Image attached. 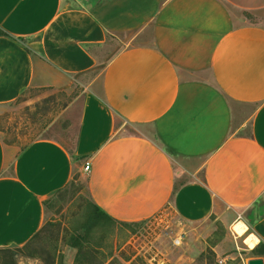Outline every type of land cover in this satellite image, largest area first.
Returning <instances> with one entry per match:
<instances>
[{"label": "crops", "instance_id": "1", "mask_svg": "<svg viewBox=\"0 0 264 264\" xmlns=\"http://www.w3.org/2000/svg\"><path fill=\"white\" fill-rule=\"evenodd\" d=\"M94 2L0 0V105L68 89L94 48L129 39L90 84L72 153L0 137V250L28 244L78 174L116 221L217 216L264 244V0Z\"/></svg>", "mask_w": 264, "mask_h": 264}, {"label": "rangeland", "instance_id": "2", "mask_svg": "<svg viewBox=\"0 0 264 264\" xmlns=\"http://www.w3.org/2000/svg\"><path fill=\"white\" fill-rule=\"evenodd\" d=\"M94 1L64 3L73 9H92ZM128 40L111 38L103 47L94 48L96 69L72 77L68 89L31 88L15 102L0 105V137L4 144L21 149L39 140H52L72 153L83 98ZM124 129L126 134L138 132L134 127ZM89 203L78 174L71 185L46 202L45 222L38 236L26 248L0 250V264H77L78 251L70 243L85 233ZM233 229L217 216L186 224L176 220L173 211L160 213L130 226L92 233L87 238V258L80 264H248L252 259H264L255 254V249L249 250ZM177 240L180 245H175Z\"/></svg>", "mask_w": 264, "mask_h": 264}, {"label": "trees", "instance_id": "3", "mask_svg": "<svg viewBox=\"0 0 264 264\" xmlns=\"http://www.w3.org/2000/svg\"><path fill=\"white\" fill-rule=\"evenodd\" d=\"M0 36L9 37V35L4 31H2L1 29H0ZM85 215L88 222L87 225L83 227V230L85 231L84 235L82 236V238L80 237L81 239L74 237L70 243V247L77 249L78 251V255L76 257L77 264L82 263V260L85 259V257L87 258V254H85L88 250L86 247V243H87V238L90 237L92 233L114 230L118 225L130 226L131 224H133V223H123L116 221L111 216H109L104 210H102L92 202L88 204V209ZM38 234H36L32 239L37 237ZM28 244L20 248H26ZM254 252L258 257H264V244L261 242L254 250Z\"/></svg>", "mask_w": 264, "mask_h": 264}, {"label": "clouds", "instance_id": "4", "mask_svg": "<svg viewBox=\"0 0 264 264\" xmlns=\"http://www.w3.org/2000/svg\"><path fill=\"white\" fill-rule=\"evenodd\" d=\"M238 235L242 236L245 231H247V228L244 227L243 224H236L233 229ZM260 241L256 239L255 236H249L246 240H244V244L248 246L249 250L255 248Z\"/></svg>", "mask_w": 264, "mask_h": 264}, {"label": "water", "instance_id": "5", "mask_svg": "<svg viewBox=\"0 0 264 264\" xmlns=\"http://www.w3.org/2000/svg\"><path fill=\"white\" fill-rule=\"evenodd\" d=\"M248 264H264V259L262 258L252 259L248 262Z\"/></svg>", "mask_w": 264, "mask_h": 264}, {"label": "built area", "instance_id": "6", "mask_svg": "<svg viewBox=\"0 0 264 264\" xmlns=\"http://www.w3.org/2000/svg\"><path fill=\"white\" fill-rule=\"evenodd\" d=\"M90 170V164H87L86 165V167H85V171L86 172H88ZM181 243H180V240H177L176 242H175V245H180Z\"/></svg>", "mask_w": 264, "mask_h": 264}]
</instances>
